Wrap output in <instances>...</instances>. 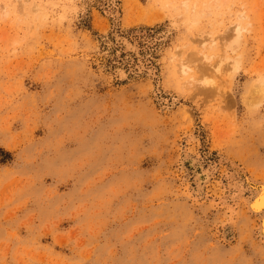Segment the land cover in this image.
Listing matches in <instances>:
<instances>
[{
  "label": "rangeland",
  "instance_id": "1",
  "mask_svg": "<svg viewBox=\"0 0 264 264\" xmlns=\"http://www.w3.org/2000/svg\"><path fill=\"white\" fill-rule=\"evenodd\" d=\"M262 80L264 0H0V264H264Z\"/></svg>",
  "mask_w": 264,
  "mask_h": 264
},
{
  "label": "bare ground",
  "instance_id": "2",
  "mask_svg": "<svg viewBox=\"0 0 264 264\" xmlns=\"http://www.w3.org/2000/svg\"><path fill=\"white\" fill-rule=\"evenodd\" d=\"M193 5L194 4H192V6ZM191 10H193V9L191 8ZM114 14H115V11H114ZM114 22H115V20H114ZM208 36L207 37L209 39L210 38V35H208ZM113 37L115 38V36H113ZM116 39H117V37H116ZM118 39H120V38H118ZM206 40H207V38H206ZM210 41L212 43V42H214V39L210 38ZM133 43H135V42H133ZM136 45H135V47H136ZM130 48H132V47H130ZM136 52H137V50H136ZM205 56H207V55H205ZM205 56H203V57H205ZM206 58H208V57H206ZM207 60H209V59H207ZM142 68H143V66H142ZM183 71H185V70H183ZM190 80H193V77H190L189 78V81ZM260 86L261 85L259 84V86L257 88V90H259V91L261 89H264L262 86L261 87ZM253 93H255V92H253ZM256 94H257V92H256ZM254 97H255V95H254ZM221 159L224 160V161H226V162H228V164L230 165V168H231V171H227V176H225V178L226 177L228 178V182L226 184V187H225V190H224L223 195L221 194V196H222L221 197V201L223 203H227V204L229 202H231V203H237V201H239V200L243 201L247 212L250 213V214H254L256 216V218L258 220L257 223H256V234L259 237V239L262 242H264V199H262V197H264V179L262 177H257V176H253L251 174H248L238 163H236L233 160L227 159L225 157H221ZM186 162H188V166L191 169V172H190L191 175H192V177H191L192 180L191 181H192V184H194V186H193V192L196 195L197 194L198 195L199 194L201 195V193L203 192L205 186L211 180V177H212V175L214 173V170L216 168L214 167V164H213V166L205 165V163H203L202 161H200L197 156H194L193 154H190L187 151H185L184 153H182V155L180 156V167H181V169L183 171H189L188 168L186 167ZM225 175H226V173H225ZM227 178H226V180H227ZM244 183H246V184H244ZM247 187H248V189H250V188L253 189V191H252L253 193H251V195L249 194V196H245L243 194L244 190Z\"/></svg>",
  "mask_w": 264,
  "mask_h": 264
},
{
  "label": "snow or ice",
  "instance_id": "3",
  "mask_svg": "<svg viewBox=\"0 0 264 264\" xmlns=\"http://www.w3.org/2000/svg\"><path fill=\"white\" fill-rule=\"evenodd\" d=\"M262 199H264V197H262Z\"/></svg>",
  "mask_w": 264,
  "mask_h": 264
}]
</instances>
